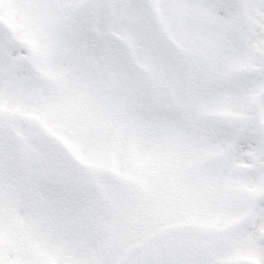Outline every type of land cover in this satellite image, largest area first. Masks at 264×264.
<instances>
[{
  "label": "snow or ice",
  "instance_id": "1",
  "mask_svg": "<svg viewBox=\"0 0 264 264\" xmlns=\"http://www.w3.org/2000/svg\"><path fill=\"white\" fill-rule=\"evenodd\" d=\"M0 264H264V0H0Z\"/></svg>",
  "mask_w": 264,
  "mask_h": 264
}]
</instances>
